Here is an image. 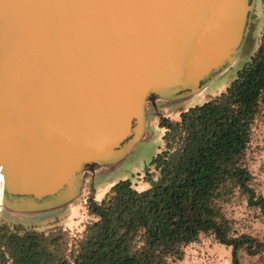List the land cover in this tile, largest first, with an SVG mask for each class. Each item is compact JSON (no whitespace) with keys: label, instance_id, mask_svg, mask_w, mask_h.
Masks as SVG:
<instances>
[{"label":"water","instance_id":"1","mask_svg":"<svg viewBox=\"0 0 264 264\" xmlns=\"http://www.w3.org/2000/svg\"><path fill=\"white\" fill-rule=\"evenodd\" d=\"M255 0H0V176L12 219L66 208L239 58Z\"/></svg>","mask_w":264,"mask_h":264},{"label":"trees","instance_id":"2","mask_svg":"<svg viewBox=\"0 0 264 264\" xmlns=\"http://www.w3.org/2000/svg\"><path fill=\"white\" fill-rule=\"evenodd\" d=\"M264 5V0H262ZM264 123V24L250 60L220 93L179 113L159 115L163 146L137 189L119 180L97 200L79 234L51 222L0 217V264H170L184 248L211 235L231 247V264L264 251V242L239 232L227 207L240 200L264 215V195L251 163ZM33 221V220H32Z\"/></svg>","mask_w":264,"mask_h":264},{"label":"rangeland","instance_id":"3","mask_svg":"<svg viewBox=\"0 0 264 264\" xmlns=\"http://www.w3.org/2000/svg\"><path fill=\"white\" fill-rule=\"evenodd\" d=\"M264 24V5L262 0H255L254 9L248 27L246 41L237 61L225 72L215 78L200 94L189 100L170 104L158 103L149 109L145 138L136 145L131 154L117 165L98 169L88 176L82 195L71 205L43 216H25L24 222H33L40 229L56 222L68 229L71 234H79L85 224L92 219L86 208V199L91 192L97 199H101L109 188L119 180L128 179L139 190L146 189L149 183L143 179L145 171L150 168V162L163 146L164 129L158 126L159 115L170 119H177L183 110L200 105L211 96L223 91L235 78L237 71L246 64L255 51ZM263 123L259 124L255 138L258 153L251 163V170L257 176L264 195V131ZM97 199V200H98ZM228 215L235 221L234 226L239 232L248 233L257 240L264 242V215L255 208H248L240 200H235L227 207ZM0 217L12 219L3 213L0 204ZM16 220V219H14ZM33 220V221H32ZM240 264H264V251L257 255H248L240 251Z\"/></svg>","mask_w":264,"mask_h":264},{"label":"crops","instance_id":"4","mask_svg":"<svg viewBox=\"0 0 264 264\" xmlns=\"http://www.w3.org/2000/svg\"><path fill=\"white\" fill-rule=\"evenodd\" d=\"M231 260L230 246L217 242L211 235H201L198 241L185 246L181 260L170 264H231Z\"/></svg>","mask_w":264,"mask_h":264},{"label":"bare ground","instance_id":"5","mask_svg":"<svg viewBox=\"0 0 264 264\" xmlns=\"http://www.w3.org/2000/svg\"><path fill=\"white\" fill-rule=\"evenodd\" d=\"M200 94H198V95H200ZM2 194H3V186H2V178L0 176V204H1Z\"/></svg>","mask_w":264,"mask_h":264}]
</instances>
